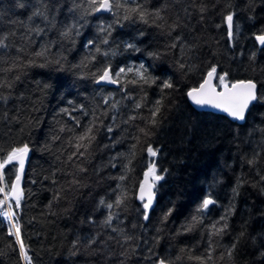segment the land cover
I'll list each match as a JSON object with an SVG mask.
<instances>
[{"label":"trees","instance_id":"16d2710c","mask_svg":"<svg viewBox=\"0 0 264 264\" xmlns=\"http://www.w3.org/2000/svg\"><path fill=\"white\" fill-rule=\"evenodd\" d=\"M162 2L149 0L153 7H159ZM204 2L208 5V11L203 21L197 12H192L190 20L181 13L187 27L172 33L173 37L181 35L187 44L195 46L183 54L179 46L169 49L167 45L172 40L154 27L127 25L113 33L118 42L134 43L141 49L135 52L120 48L119 54L112 58L114 66L143 62L153 76L161 80L170 78L175 85L174 89L165 90L163 107L156 117L157 124L150 126L152 135L146 143L137 145L135 158L130 165L134 171L124 182L111 177L122 174V164L127 160L118 158L117 167L112 168L108 166L109 157L117 152L127 153L129 145L135 141L125 139L115 148L104 149L103 145L111 143L109 137L119 139L124 134L121 129H114L111 134L101 130L91 162L84 164L88 171L80 175L85 186L65 191L63 199L47 207L56 187L51 183V174L60 166L55 160L54 149L60 145L59 142L54 144L53 151H45V146L51 142L50 138L58 128L57 122L72 123L60 110H71L81 104L86 109L93 108L100 102L101 93L107 94L117 88L116 85H97L91 78L84 77L82 70L70 67L79 64L86 55L83 44L93 38L94 25L85 28L83 35L64 53L67 60L63 69L54 66L28 68L15 83L7 103L0 102V145L7 148L28 143L31 149L23 183L25 199L19 211V220L32 264H120L123 258L111 253H119L122 249L112 242H109L103 254L91 255V249L82 247L79 254L72 255V241L79 236L83 245L86 237L97 232H100L98 239H106L110 234L109 229L101 230L99 227L107 210L98 208V201L102 196L114 199L110 194L117 183H123L130 192L135 191L133 181L142 177L143 166L148 161L142 150L147 144L159 150L155 160L164 178L157 185V204L150 213L149 221H143L133 211L139 206L137 200L128 202L127 219L123 225L128 234L149 239L154 251L172 259L174 264H198L186 257L177 261L175 257L180 255L181 248L192 249V255L203 253L207 233L200 227L192 232L176 233L190 220L196 205L211 194L217 203L210 206L205 224L219 219L225 209H234L228 217V230L218 238L220 247L216 249V255L233 242H236V248L231 258L225 256L218 264H264V182L257 183L259 176L264 175V132L261 131L264 129V47H260L255 40V35L264 29V0ZM37 3L38 0H0V13H3L4 21L0 29L6 30L9 21L27 22ZM20 4L24 7H20ZM49 4L55 6L52 14L56 15L57 22L69 15L71 0H49ZM226 4L231 7L226 8ZM178 11L179 8H175L171 18ZM228 11L235 12L236 35L232 42L223 23V16ZM39 22L37 19L36 23ZM140 30L144 32L143 36L138 35ZM53 36L54 33H49V37ZM148 52L161 55L153 59L147 55ZM185 59L194 66L190 72L177 66L178 61L184 62ZM211 65H217L218 72H228L231 82L250 79L258 85L259 99L253 102L243 123L212 111H198L190 104L186 92L199 84ZM146 91L149 103L161 95L155 86L147 87ZM125 104L127 107L123 110L127 112L131 109V103L126 101ZM141 111L148 115L146 109ZM73 115L81 117L82 124L88 119L80 111ZM135 123L144 127L141 120ZM128 133L135 134V129L129 127ZM141 140L144 141L142 135ZM257 153L259 158L256 163L249 165L247 160ZM45 176L50 179L44 180ZM56 179L61 180V174H57ZM239 179H243L244 183L234 194L232 189L237 187ZM169 208L173 209L171 216L167 222L161 223L163 213ZM90 217L93 223L89 222ZM133 223L144 224L147 232L133 230ZM157 228L161 229L160 239L153 244L151 238L157 236ZM12 240L7 234V222L0 221V264H25L18 246H10ZM100 247L99 243L92 245V249ZM155 259V256H149L147 247L141 241L137 253L129 256L124 264H153Z\"/></svg>","mask_w":264,"mask_h":264},{"label":"snow or ice","instance_id":"6c2138e0","mask_svg":"<svg viewBox=\"0 0 264 264\" xmlns=\"http://www.w3.org/2000/svg\"><path fill=\"white\" fill-rule=\"evenodd\" d=\"M19 6L24 7L23 4ZM54 7L49 4V0H38L32 14L28 16L27 22L9 21L6 30L0 29V102L7 103L15 83L21 79L28 68L54 66L57 69H63L67 60L64 53L69 51L70 47L76 43L77 38L83 35L84 29L91 25H94L95 34L93 38L87 39L83 44L86 55L79 64L70 67L82 70V75L91 78L97 85H116L117 88L107 94L101 93L100 102L93 108L86 109L81 104L72 107L71 110L68 108L60 110L61 113L68 116L72 123L57 122L58 128L51 136V142L45 146V151H53L54 144L59 142L60 145L54 149L55 160L60 166H57L51 174V183L56 187L53 198L47 205L49 208L54 202L64 198L65 191H74L85 186L82 184L80 175L88 171L84 164L91 162L97 135L101 130L111 134L114 129H121L124 134L119 139L109 137L111 143L103 145L104 149L115 148L125 139L135 141L129 145L127 153L117 152L109 157L108 166L112 168L117 167L118 158L127 160V163L122 164V174L111 177L119 182L126 181L129 174L134 171L130 165L135 158L137 145L146 143L147 138L152 135L150 126L157 124L156 117L163 107L165 90L175 88L170 78L161 80L159 77L153 76L143 62L135 65L114 66L112 58L119 54L120 48L125 51H141L134 43L118 42L113 37L115 30L137 24L154 27L172 40L171 44L167 45L169 49L179 46L183 54L195 46L187 44L181 35L172 36L173 32L187 27L181 13L184 14V18L190 20L192 12H197L200 14L199 19L203 21L204 14L208 11V5L204 0H163L159 7L150 6L149 0H71V7L68 8L69 15L65 20L57 22L56 15L52 14ZM225 7L230 8L231 6L226 4ZM175 8H179V11L175 12L174 18H171ZM234 16V11H228L223 16V23L227 26V36L230 42L236 35ZM37 19L40 21L39 23H36ZM3 24V13H0V25ZM219 26L217 25V27ZM49 33H54V36L49 37ZM138 35L143 36V30H140ZM255 40L260 45H264V29H261L260 34L255 35ZM54 48L55 51H53ZM147 55L155 59L161 53L148 52ZM252 57H255V53L252 54ZM39 61L42 63H38ZM177 66L180 70L186 69L187 72L192 71L194 67L188 63L187 59L184 62L178 61ZM84 69L87 71H83ZM228 76V72H218V66L211 65L201 77L199 84L188 89L186 96L197 106H211L223 110L236 120H244L250 104L259 99L256 94L257 85L250 79L231 82ZM152 86L157 87L161 95L149 103L146 88ZM5 90L8 91L7 95H5ZM126 101L131 103V109L127 112L123 110L127 107ZM142 109H146L148 115H144ZM76 111H80L84 117H88L86 122L82 124L81 117L73 115ZM5 119H7L6 114ZM13 119L18 118L14 117ZM137 120L143 121L144 127L136 124ZM121 125L125 127L121 128ZM129 127L135 129V134L129 135ZM261 131L264 132V129ZM141 135L144 137V141L141 140ZM142 150L147 155L148 161L143 166L142 177L133 181L135 191L130 192L123 183H117L110 194V197H114V199H106L102 196L98 201V208L107 210L99 227L101 230L109 229L110 234L106 239H98L100 232H97L86 237V242L83 245L81 238L77 236L72 241V255L79 254L82 247L91 249V255L103 254L108 249L109 242H112L118 245L122 251L111 253V255L122 257L120 264H124L129 256L137 253L142 241L147 247L149 256L156 257L153 264H174L172 259L158 255L149 244V239L129 235L123 227L124 221L127 219L128 202L131 199L139 202V206L133 211L139 215L140 219L150 220V213L156 201L157 185L164 178V174L158 169L155 160L159 150L154 149L151 144H147ZM30 151L28 143L12 145L7 148L0 145V221L7 222V234L13 238L10 241V246L12 244L18 246L20 257L25 264H32V261L22 238L19 211L22 208V201L25 199L23 181ZM258 158L259 154L257 153L253 158L247 160V163L254 165ZM166 172L165 169L164 173ZM57 174H61V180L56 179ZM49 179L48 176L44 177V180ZM260 182H264V175L259 176L257 183ZM32 183H36V181H32ZM243 183V179L238 180L237 187L232 189L234 194ZM216 203L211 194L205 196L196 205L190 220L182 225L176 233L180 235L200 227L203 232L207 233L206 247L203 253L192 255V249L181 248L180 255H177L175 260L179 261L182 257H186L190 261H197L198 264H218L225 256L232 257L236 242L225 248L218 256L216 249L220 247L218 238L228 230V217L234 209H225L224 215H221L219 219L205 224L210 206ZM172 212V208L164 212L161 223L167 222ZM122 215L123 219H121ZM89 222H94L91 217ZM131 227L133 230L141 229L147 232L144 224L133 223ZM160 231L161 229L157 228V236L151 238L153 244L159 242ZM97 243L101 247L92 249V245Z\"/></svg>","mask_w":264,"mask_h":264},{"label":"water","instance_id":"95a60500","mask_svg":"<svg viewBox=\"0 0 264 264\" xmlns=\"http://www.w3.org/2000/svg\"><path fill=\"white\" fill-rule=\"evenodd\" d=\"M257 43L259 44L258 41H257ZM259 45H260V44H259ZM260 46H261V47H264V45H260ZM255 83H256V82H255ZM256 85H257V84H256ZM257 92H258V85H257V88H256V94H257ZM187 98H188V97H187ZM188 100H189L190 104L193 106V108L196 109V110H198V111H212V112H214V113H218V114L225 115V116L228 117L229 119H231V120H233V121H237L238 123H243V122L245 121V119H244V120H236V119L230 117L226 112H224V111L221 110V109H216V108L211 107V106H203V107H201V106H197V105H195V104H194L189 98H188ZM253 102H255V101H253ZM253 102L250 104L249 109H250L251 105L253 104ZM249 109L246 111L245 118H246V115H247ZM27 161H28V160H27ZM26 168H27V162H26V166H25V173H26ZM23 183H24V181H23ZM156 204H157V194H156V201H155V205H154V207L156 206ZM153 209H154V208H153Z\"/></svg>","mask_w":264,"mask_h":264},{"label":"bare ground","instance_id":"6f19581e","mask_svg":"<svg viewBox=\"0 0 264 264\" xmlns=\"http://www.w3.org/2000/svg\"><path fill=\"white\" fill-rule=\"evenodd\" d=\"M25 263V262H24Z\"/></svg>","mask_w":264,"mask_h":264}]
</instances>
